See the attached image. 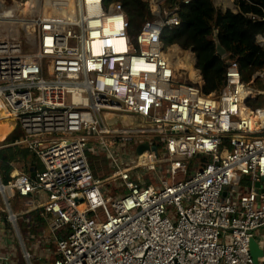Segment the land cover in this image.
I'll return each instance as SVG.
<instances>
[{"label": "built area", "instance_id": "built-area-1", "mask_svg": "<svg viewBox=\"0 0 264 264\" xmlns=\"http://www.w3.org/2000/svg\"><path fill=\"white\" fill-rule=\"evenodd\" d=\"M147 1L153 17L132 36L118 1L34 0L19 15L22 3L0 0V103L21 131L5 146L41 163L34 177L14 168L0 179V217L17 225L41 208L56 243L45 263L24 250L27 264H253L250 239L264 224L254 185L264 176V68L245 81L226 52L222 85L205 92L194 49L161 38L179 24L177 7ZM11 21L31 27L28 50L2 28ZM114 114L125 122L114 125ZM137 140L148 148L133 155L124 145ZM89 153L107 154V175L94 174Z\"/></svg>", "mask_w": 264, "mask_h": 264}, {"label": "trees", "instance_id": "trees-1", "mask_svg": "<svg viewBox=\"0 0 264 264\" xmlns=\"http://www.w3.org/2000/svg\"><path fill=\"white\" fill-rule=\"evenodd\" d=\"M122 4L128 17V31L135 35L142 24L153 17L147 0H106ZM234 9H222L214 0H164L166 7H177L180 19L178 25L166 27L161 38L166 45L178 44L184 49L193 48L198 57L199 69L204 78V91L217 90L223 83L225 63L216 52L218 41L236 60L245 81L251 80L253 74L264 68V46L257 43V36L264 38V20L252 19L250 15H264V0H233ZM13 123L0 114V141L9 144L17 139L21 131L16 128L8 134ZM0 147V176L5 183L10 179L13 167L25 169L26 149L22 157L15 146ZM92 155L89 153L91 168ZM17 264H23L21 254H17Z\"/></svg>", "mask_w": 264, "mask_h": 264}, {"label": "crops", "instance_id": "crops-1", "mask_svg": "<svg viewBox=\"0 0 264 264\" xmlns=\"http://www.w3.org/2000/svg\"><path fill=\"white\" fill-rule=\"evenodd\" d=\"M16 128L17 125L14 122L13 127L8 134L16 130ZM24 149L25 148H22L20 150L24 151ZM28 154L29 156L28 158H26V162H22L23 164H25L24 165L25 169L29 171V168L31 166L41 168V166L35 160L34 155L30 154L29 152ZM14 168L17 167H13V169ZM246 182L247 180H244L243 184L245 185ZM238 189H239L238 184H232L230 186H227L223 196L226 199L233 200L234 194L238 192ZM263 191H264V183H263ZM41 211L42 209L38 208L28 213L19 214L16 220L17 225H14L5 218L0 217V235H1L0 256L1 257L4 256L5 254L7 255L8 253H12L15 256L13 255V262L11 264H17L16 263L17 254L19 253L23 258V262H24L23 264H27V261L25 260L22 254L24 250H27L30 254L32 253L31 260L35 263H45L51 261V259H53L56 256L55 254L56 243L50 233V229L45 221V218H43L41 215ZM8 223L10 227L7 226ZM12 226L15 228L14 230L16 231L17 240L14 237H12V232H13ZM62 231L63 230L59 231V234H63ZM26 239L31 243V245L34 246L33 252H30L28 246L26 245L27 243Z\"/></svg>", "mask_w": 264, "mask_h": 264}, {"label": "rangeland", "instance_id": "rangeland-1", "mask_svg": "<svg viewBox=\"0 0 264 264\" xmlns=\"http://www.w3.org/2000/svg\"><path fill=\"white\" fill-rule=\"evenodd\" d=\"M15 1H19V2H17V3H25V1L26 0H15ZM8 2H12V0H8ZM214 2H215V4L217 5V6H220L222 9L223 8H227V7H230V8H235L234 7V2H233V0H214ZM19 5V4H18ZM163 5V4H162ZM23 7L24 6H21V4H20V6H19V10L20 11H18V13H19V15H22L23 13H25V12H22L21 10L23 9ZM162 7H164L165 8V5H163ZM18 28V30H19V38H20V40H21V42H22V44H23V48L25 49V50H28L29 49V46L30 45H28V43L26 42V33H25V31H29V30H31V27L29 26V27H26V28H21V27H17ZM31 48V47H30ZM257 86L258 87H260V85L259 84H257ZM111 117H113L114 118V122H113V124L114 125H116V126H119V125H122L123 124V122H125V119L126 118H124L122 115H119V114H114V115H112ZM108 118V117H107ZM12 122H13V124H14V119H10ZM112 124V123H111ZM13 132V131H12ZM139 142V140H137V141H134V143H132V145H131V148H129L127 145H124V148H128V150H131V153L133 154V155H135V147H136V145H137V143ZM2 143V141H0V147H2L3 145H5V144H1ZM127 150V149H126ZM18 152V154L17 155H20V157H22V153H23V150H18L17 151ZM162 152V151H161ZM160 152V153H161ZM35 157V160L37 161V163L41 166V164H40V161H39V159L36 157V156H34ZM108 162H109V157L107 156V154H105V153H98V154H93L92 155V160H91V164H93V166H95L96 167V169H97V171H96V173H95V175H97V176H105V175H107L108 173H109V170H108ZM162 165L163 166H165L166 165V162L165 163H162ZM164 174V173H163ZM147 176L150 178V179H152L153 178V173L152 172H149V173H147ZM0 179H1V176H0ZM245 185L246 186H249V183L248 182H246L245 183ZM116 191H124V189L121 187V188H117L116 189ZM12 203H13V206L14 207H16V205H17V201H13L12 200ZM0 206L2 207V209H5L6 210V205H5V203L3 202V200H2V198L0 197ZM7 226H9L10 227V225H9V223L7 224ZM13 227V226H12ZM15 228L13 227V232H12V237H14L16 240H17V236H16V231L14 230ZM264 234V228H259V231H258V233H257V235H263ZM0 240H1V235H0ZM26 245L28 246V248H29V250H30V252H33V249H34V246L33 245H31V243L26 239ZM1 243V242H0ZM18 244H19V242H18ZM6 246V245H5ZM6 248V247H5ZM14 248V247H13ZM2 254V253H1ZM32 254V253H31Z\"/></svg>", "mask_w": 264, "mask_h": 264}, {"label": "water", "instance_id": "water-1", "mask_svg": "<svg viewBox=\"0 0 264 264\" xmlns=\"http://www.w3.org/2000/svg\"><path fill=\"white\" fill-rule=\"evenodd\" d=\"M158 1H162V0H158ZM216 52L220 56L226 53L225 48L218 41L216 42ZM196 65L199 66L198 58L196 59ZM257 77H258V74H256V78ZM146 148H148L147 143H141L136 147V152L140 153ZM151 149L156 150V147L151 146ZM29 173L31 177L35 176L34 166H31L29 168ZM263 183H264V176H261L260 180L256 182L254 185L256 188H260L261 186H263ZM223 195H224V192H223ZM260 228H264V224ZM258 231L259 229L256 230L255 235H253V237H251L250 239L249 251L253 258V264H264V234L262 236L257 235Z\"/></svg>", "mask_w": 264, "mask_h": 264}, {"label": "bare ground", "instance_id": "bare-ground-1", "mask_svg": "<svg viewBox=\"0 0 264 264\" xmlns=\"http://www.w3.org/2000/svg\"><path fill=\"white\" fill-rule=\"evenodd\" d=\"M34 0H27L25 1V3H22L21 6H24L23 9L21 10L22 12H25L29 7L30 5L32 4ZM19 2V1H18ZM14 9H19V5H15L14 6ZM12 23H5L3 25V29H5L7 31V34L11 35V36H14V37H19V30H18V26L20 25L19 23H14L13 21H11ZM22 26L25 27V24H22ZM1 33V31H0ZM27 42L29 40H32V35L28 34L27 35ZM190 57L189 53L188 52H183V58L184 59H188ZM178 62H179V65L182 64L181 62V59L179 58L178 59ZM0 114H2L7 120H9L10 122H12L10 119L12 117H9L6 113H4V108L2 107V104L0 103ZM13 119V118H12Z\"/></svg>", "mask_w": 264, "mask_h": 264}]
</instances>
